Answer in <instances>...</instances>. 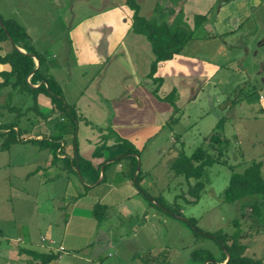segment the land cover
I'll use <instances>...</instances> for the list:
<instances>
[{
  "label": "rangeland",
  "instance_id": "374dc122",
  "mask_svg": "<svg viewBox=\"0 0 264 264\" xmlns=\"http://www.w3.org/2000/svg\"><path fill=\"white\" fill-rule=\"evenodd\" d=\"M123 1L0 0V15L13 17L23 26L33 48L46 56L47 72L59 85L63 99L72 103L73 96L89 80L92 83L90 87L98 88L104 83L97 82V79L105 69L107 53L118 38L122 23L120 15L130 14ZM136 1L139 13L150 16L157 0ZM263 11L261 9L258 13L257 9L241 21L239 28L227 35L202 37L203 30L195 28L180 50L179 55H183V58L176 55L178 57H174V61L172 58L158 65L156 74L162 77L158 94L163 95L173 87V100L178 108L174 113L177 116L175 121L170 123L166 120L153 125L152 107L147 105L148 97L142 93L143 90L146 94L150 91L144 84V76L141 77L137 84L140 88L136 92L140 93L144 105L129 109H134L132 113H137L139 122V134L135 133L134 137L137 143H132L139 151L136 161L142 175L138 184L143 193L138 191L127 196L122 202L111 206L100 221L95 220L88 235V247L84 249L90 254L78 250L79 256L90 259L92 253L101 252L103 262H120L139 252L150 261H154L153 256L164 255L172 264H199L190 261L191 249L206 248L214 256L219 253V246L212 237L193 234L184 219L192 217L198 228L209 232L231 231L230 220L236 216L239 203L221 200V192L231 169L239 171L250 160H259L260 173L264 176ZM243 30L247 34L242 37L245 44L240 40ZM2 48L0 53L3 52ZM171 62H176V65ZM110 67L106 79L110 83L108 87L113 85L121 90L124 86L117 79L118 74L122 70L129 72V68L122 69L116 64ZM133 73L129 72L123 79L125 86L132 85L135 80ZM86 92L89 98L94 94L92 89ZM95 93L106 106L108 122L112 112V99L107 96L109 92ZM38 98V108L47 113L50 110L48 97L38 94ZM5 111L0 107L2 115ZM25 115L33 121L31 130H41L47 134L56 132L53 126L58 116L56 112H51L45 119L36 118L31 111H26ZM75 115L77 121L81 114L75 110ZM220 117L223 118L221 134L229 139L222 157L225 161L206 167L204 186L192 201L193 197L186 189L187 182L192 183L193 179L186 181L182 175L173 173L169 164L178 151L189 154L195 146L204 145L203 138L215 129ZM31 134L23 132L21 136L24 138ZM34 146L37 145L15 144L10 151H0V217L6 219L4 226H9L8 232H19L23 237L22 243L31 248L35 246L33 242L41 240L43 236H61L62 219L67 217L71 209L69 201L73 199L72 189L65 186L63 178L44 184L37 181L34 169L45 151H37ZM50 156L48 161L52 160ZM14 157L18 162L21 160L19 165ZM70 177L71 180H74L73 177L78 179L73 173ZM147 196H159L160 201L169 207L174 203L180 215H173L154 204V201L149 204ZM255 226L248 216H243L240 222L241 241L246 245L244 253L260 258L264 264V229H256ZM51 235L54 241L49 240L50 246L47 248L56 250L59 244ZM1 237L4 241L5 238ZM65 240L78 243L81 237L68 233ZM106 240H112L111 247L105 246ZM62 241V245L69 248L67 242ZM3 250L4 246H1V253ZM107 250L112 254L109 255ZM66 251L64 249L62 253ZM58 260L57 264H74L64 259ZM133 262L140 263L139 257H134ZM85 264L93 263L86 260Z\"/></svg>",
  "mask_w": 264,
  "mask_h": 264
},
{
  "label": "trees",
  "instance_id": "16d2710c",
  "mask_svg": "<svg viewBox=\"0 0 264 264\" xmlns=\"http://www.w3.org/2000/svg\"><path fill=\"white\" fill-rule=\"evenodd\" d=\"M183 1L157 0L152 7L150 16L139 13V5L136 0L123 1V4L130 10L127 20L128 28L145 37L153 55L144 75V80H146L144 84L157 99L171 105L172 113L167 119V122L170 123L177 119V116L174 115L178 110L173 100L174 89L172 87L165 94H158L162 77L156 74L157 64L178 55L183 45L191 38L193 30L206 19V14L195 13L192 16V27H190L183 18ZM2 45H4L3 48ZM0 48L3 49V52L0 53V65H5L0 68V100L2 101H0V107L6 109L3 115L0 113L1 119L4 116V119L0 120V149H7L11 143L17 141L35 143L38 148L48 150L51 159L62 161L63 169L66 172L73 173L83 183L88 184L94 183L97 179L102 162L105 161L97 183L104 180V170L108 164L119 159H126L128 175L137 190L143 193L138 184L142 174L135 156L139 154V151L132 142L113 132L109 125L101 137L106 138L112 135L114 141L110 144H105L102 141L94 146L91 157H101L97 163L81 157L74 149L69 156L65 154L61 158L56 156V152L62 151L60 141L63 135L70 134L72 137L74 135L76 115L73 102L67 103L63 99L59 85L47 72L46 56L43 52L33 48L29 35L13 17L0 15ZM33 57L37 60L36 67ZM38 94L48 97L50 110L47 113L38 108ZM14 95L16 98H13ZM26 111L33 112L36 118L41 119H45L51 112H56L58 116L53 122L56 132H50L47 136L42 134L40 137L22 138L23 132L40 134L38 130H31L33 121L25 115ZM5 115L10 118L7 119ZM222 122V117L217 119L215 129L203 138L204 145L195 146L189 154H185L182 150L178 151L169 164L173 173L182 175L186 181L189 178L193 179L192 183L187 182L186 189L187 193L193 197L192 201L198 197L204 186L206 167L214 162L225 161L222 157L224 150L229 145V139L221 134ZM102 150H107V156H103ZM136 166H138L137 169ZM260 166L259 160H250L239 171L232 169L230 171L221 192V200L239 203L236 216L230 220L231 231L209 232L198 228L192 217L184 219L193 234H206L212 237L219 246V253L216 256L206 248L191 249L189 251L190 261L199 264H203L204 260H206L204 264H262L260 258L244 253L246 245L241 241L240 227L241 219L246 215L256 225V229H264V176L260 173ZM83 186L87 187L86 184ZM147 198L149 199L148 203H152L150 200H153L154 204L161 206L173 215H180L174 203L169 207L160 201L159 196H147ZM245 209L246 212H244ZM105 211L106 205L97 201L90 208L92 217L97 221L101 220ZM18 251L28 255L25 264H46L58 258L60 250L20 247ZM226 254L228 257L224 261ZM134 257H139L140 263L138 264H172L164 255L153 256L154 261H150L146 255L142 256L139 252H134L130 256L132 259Z\"/></svg>",
  "mask_w": 264,
  "mask_h": 264
},
{
  "label": "crops",
  "instance_id": "0c3cea01",
  "mask_svg": "<svg viewBox=\"0 0 264 264\" xmlns=\"http://www.w3.org/2000/svg\"><path fill=\"white\" fill-rule=\"evenodd\" d=\"M259 5L260 8H258ZM214 6L216 7L213 9ZM257 9L258 13L261 12V9L264 10V0H184L182 3L183 18L190 27H192L193 14H206V19L197 26L203 30L201 34L202 37H204V35L207 37H214L216 34H219L220 36L227 35L226 33L239 28V26L242 24L241 21L251 13L253 14ZM120 16L122 23L118 38L107 53L106 56H108V60L103 67L105 69L101 77L97 79V82L104 83H102V85L98 88L97 86L90 87L92 83H90L91 80H89L87 84L83 88L81 87V89L73 96V99H71L76 112L81 115H78L79 119L76 121L73 137L70 134L63 135L62 138H64L66 135L67 136L66 139L64 138L60 141V144H62V151L56 152V156L58 158H61L64 154L68 156L71 155L74 149L83 158L91 159L94 163L100 161L101 157L92 158L91 152L94 146L98 143H101L102 141H104L105 144H110L114 141L112 135L106 138L101 137V134L107 131L106 125L108 122L113 132L123 138H126L130 142L137 143V140L134 137L135 133L139 134L137 127L139 125L137 120L138 117L136 115L137 113H132L134 109L130 110L129 108L132 106L141 108L144 105L143 100L141 99L142 97H140V93L136 92L140 88L137 84L141 77L146 74L149 62L153 55L150 50L149 43L145 37L139 33L130 31L128 28V16H126V14H121ZM246 35L247 34L244 30L241 31L240 40L242 44H245L242 40V37H245ZM262 42H264V40ZM178 56L183 58V55L178 54ZM178 56L175 55L174 57ZM174 57L172 61H174ZM171 59L169 60L171 61ZM162 62L163 61L159 62L157 67ZM176 62L171 63L176 65ZM111 64H116L122 69L129 68L130 73L134 72L133 74L135 75V80L133 81L132 85L125 86L123 79L129 74V72L128 70H122V73L124 74H118L117 79L121 80L124 87L121 90L113 85L109 88L108 86L110 83H107L106 79L108 76L107 71L111 68ZM87 89L93 90L94 94L90 98L87 96ZM96 91H99L102 94H107L109 92L107 96L111 97L112 99V112L108 122L106 119V106H104V104L99 100L97 93H95ZM142 93L145 96L147 95V105H151L152 107L153 113L151 116H153V125L156 126L166 121L171 115V105L163 100L158 101L153 95H151L150 92L146 94V92L143 90ZM38 131L40 134L31 135L33 137H40L42 134L45 136L49 134H47V132H41V130ZM142 140L143 138H141L140 141ZM24 143L32 144L30 142L17 141L11 143L7 149H0V151H10L15 144L23 145ZM34 149L37 151H45L39 164H36L38 167L34 169L35 173L33 174L37 176V181H39L40 184H44L45 182L54 181L57 178H63L65 180V186H68L69 189H72L73 197V199L69 201L71 209L67 214V217L62 219V225L60 229L61 236L57 235L53 237V235L49 234L48 238L43 236L45 239L42 238L37 242H33V244L37 246H34L33 248L44 250L47 248V246H50L49 240H53L50 237L51 235L53 238H56L57 241L55 243H58L63 247L62 251H59V257L49 261L46 264H57L59 261L58 259H64L67 260L68 263L72 262L74 264H85L86 260L91 261L93 264H138L133 262V259L130 258V256L128 258L126 257V260L120 262H111L106 260L103 262L101 252L92 253V257H90V259H88V257L85 259L78 254V250H83L86 254L88 253L84 249H87L88 247V235L91 232L90 230L92 229L93 223L95 221V219L90 214L91 205L95 201L104 203L106 205V214L108 213L111 206L122 202V200L127 196H130L133 193L136 194L138 192L128 175V161L126 159H119L116 162H111L104 170L103 181L99 183L96 182L88 184L85 182L83 183V181L80 179H76V177H73L74 180H71L72 177L70 176H72V173H68L63 169V162L59 159H52L51 161H48L47 158L50 155V152L45 148L44 150L34 146ZM102 153L103 156H107V150H102ZM14 158L15 160L17 159L16 157ZM20 162L17 161V164L19 165ZM41 171L45 172L46 174L48 172L49 175L43 174ZM67 173L69 176H67ZM83 184H86L87 187L84 188ZM152 201L153 200H150V202ZM75 208H77L76 211ZM0 220L3 222L1 223L2 225H0V235L5 238L4 241L0 239V247L4 246V252L1 253L0 251V264H25L28 255L19 252L18 249L20 247H31L22 243L23 237L19 232H8L9 226H4V224H6L4 222L6 221L5 218H1ZM8 221L11 222V220ZM11 224L14 225L15 223ZM47 228L49 229L50 227L48 226ZM69 230H72L73 232L70 233ZM68 233L71 236L81 237V241L78 243H71L70 241L68 242L65 240V236H68ZM82 237L84 239H82ZM62 240L67 242L66 246L69 248H66L62 245ZM112 244V240L105 241L106 247H111ZM64 249L67 251L62 253ZM107 253L109 255L112 254L109 253V250H107ZM89 254L90 253H88V255Z\"/></svg>",
  "mask_w": 264,
  "mask_h": 264
},
{
  "label": "water",
  "instance_id": "95a60500",
  "mask_svg": "<svg viewBox=\"0 0 264 264\" xmlns=\"http://www.w3.org/2000/svg\"><path fill=\"white\" fill-rule=\"evenodd\" d=\"M8 39H9L10 42H12L11 39H10V37H8ZM17 48H18V47H17ZM20 50H22V49H20ZM22 51H23V50H22ZM33 58H34V61H35V67H36V65H37V60H36L35 57H33ZM135 156L137 157V155H135ZM104 162H105V161H104ZM104 162H102V163L100 164L99 175H98L97 179L94 181V183H96V182L99 180V178L101 177V174H102V168H103V163H104ZM137 167H138V166H136V169H137ZM76 171H77V169H76ZM227 257H228V255L226 254V257H225L224 261L227 259ZM205 261H206V260L203 261V264L205 263Z\"/></svg>",
  "mask_w": 264,
  "mask_h": 264
},
{
  "label": "built area",
  "instance_id": "2783aa9c",
  "mask_svg": "<svg viewBox=\"0 0 264 264\" xmlns=\"http://www.w3.org/2000/svg\"><path fill=\"white\" fill-rule=\"evenodd\" d=\"M62 249H63V247L61 245H59L56 250H62Z\"/></svg>",
  "mask_w": 264,
  "mask_h": 264
},
{
  "label": "clouds",
  "instance_id": "9594fccd",
  "mask_svg": "<svg viewBox=\"0 0 264 264\" xmlns=\"http://www.w3.org/2000/svg\"><path fill=\"white\" fill-rule=\"evenodd\" d=\"M20 49V48H19ZM23 50V49H22Z\"/></svg>",
  "mask_w": 264,
  "mask_h": 264
}]
</instances>
